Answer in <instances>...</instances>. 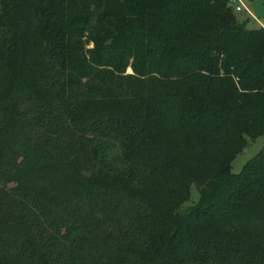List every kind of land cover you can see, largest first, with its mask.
<instances>
[{
    "label": "trees",
    "instance_id": "16d2710c",
    "mask_svg": "<svg viewBox=\"0 0 264 264\" xmlns=\"http://www.w3.org/2000/svg\"><path fill=\"white\" fill-rule=\"evenodd\" d=\"M228 0H0V264H264V25ZM198 192L190 199V187Z\"/></svg>",
    "mask_w": 264,
    "mask_h": 264
},
{
    "label": "rangeland",
    "instance_id": "374dc122",
    "mask_svg": "<svg viewBox=\"0 0 264 264\" xmlns=\"http://www.w3.org/2000/svg\"><path fill=\"white\" fill-rule=\"evenodd\" d=\"M247 7V11H240V15L243 19L247 18V25L250 28H256L264 25V0H241ZM264 147V138L257 137L254 140H250L248 145L240 152L231 162V171L233 173L239 172L243 165L257 154ZM198 198V192L194 184L190 187V199L196 201Z\"/></svg>",
    "mask_w": 264,
    "mask_h": 264
},
{
    "label": "built area",
    "instance_id": "2783aa9c",
    "mask_svg": "<svg viewBox=\"0 0 264 264\" xmlns=\"http://www.w3.org/2000/svg\"><path fill=\"white\" fill-rule=\"evenodd\" d=\"M228 1L236 12H240V11L248 12L247 7L245 6V4L241 2V0H228Z\"/></svg>",
    "mask_w": 264,
    "mask_h": 264
}]
</instances>
